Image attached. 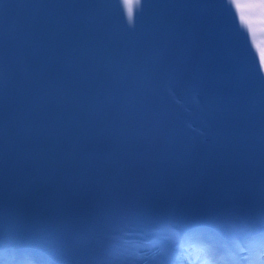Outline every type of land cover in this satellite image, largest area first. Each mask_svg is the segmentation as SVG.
<instances>
[{
    "label": "snow or ice",
    "instance_id": "6c2138e0",
    "mask_svg": "<svg viewBox=\"0 0 264 264\" xmlns=\"http://www.w3.org/2000/svg\"><path fill=\"white\" fill-rule=\"evenodd\" d=\"M239 10L240 6H236ZM264 9V4L261 5ZM234 20L236 19V13H232ZM240 19L243 20L241 14ZM172 227L179 229L180 232H201L204 233L206 239L213 249L217 253L229 252L235 253L238 257V261H233L231 257L227 258L226 264H246L249 259L245 255L249 251V245L247 242L236 243L233 236H227L225 230L227 229L231 233H247L253 238L259 239L264 242V220L259 223L252 219L238 218L234 213H225L212 217H201L192 220H183L180 218H172L165 221ZM31 264V261L29 262ZM215 264V261L210 262Z\"/></svg>",
    "mask_w": 264,
    "mask_h": 264
}]
</instances>
